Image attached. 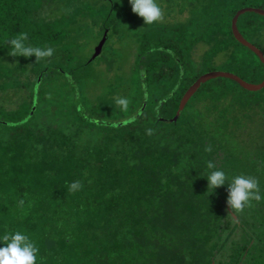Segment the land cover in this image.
Listing matches in <instances>:
<instances>
[{
  "label": "trees",
  "instance_id": "trees-1",
  "mask_svg": "<svg viewBox=\"0 0 264 264\" xmlns=\"http://www.w3.org/2000/svg\"><path fill=\"white\" fill-rule=\"evenodd\" d=\"M94 1L107 5L0 0V237L27 234L39 248L36 264H264V199L225 218L233 176L256 177L264 195V88L207 81L175 123L166 121L217 55L221 72L262 81L263 65L234 39L231 21L245 7L264 10V0H178V12L188 6L193 17L202 7L208 16L207 50L196 58L201 32L193 29L204 23L192 17L183 27L157 26L152 38L127 34L140 48L137 74L111 87L81 78L91 63L78 61L77 21L107 31L109 41L131 19L123 22L113 0ZM236 26L264 56V16L245 13ZM21 33L53 56H9L7 41ZM208 161L228 177L211 194ZM74 181L82 185L75 192Z\"/></svg>",
  "mask_w": 264,
  "mask_h": 264
},
{
  "label": "rangeland",
  "instance_id": "rangeland-1",
  "mask_svg": "<svg viewBox=\"0 0 264 264\" xmlns=\"http://www.w3.org/2000/svg\"><path fill=\"white\" fill-rule=\"evenodd\" d=\"M88 1H90V4L92 7L107 5L106 3L100 2V1H94V0H88ZM113 3L116 7V10H118V7L125 8V9L120 8L125 13V15L123 16V22L127 18H130L131 20L125 23L123 27L124 32H120L116 34L115 36H113L114 38H111V39L109 38V41L107 40L105 42L101 54L94 60H91V57L93 55V49L101 40L103 36V32H100V28L98 31H96L97 27H93L92 29L89 23H83L81 21H77L78 26H81L79 27L80 30L84 32L83 33L84 37L81 38L79 42L77 43L78 46H80L78 50V54L83 55V56H78L80 57L78 61L83 62L86 60V62L91 63L90 65H87L86 67L81 68L83 72L81 78L85 79L86 82L94 79L95 81L94 83L98 82L101 78H103L106 80L105 81L106 87H111L112 85H114V83L118 82L119 77L125 76V78H128L130 74H133L134 76H136L137 74V71H132V67L135 63V60L136 61L140 60V56L138 57L136 56V54L140 52L139 50L140 48L137 49L138 43L136 47V42L133 39H131L133 37H131L130 35L136 36L137 34L140 35L139 32H144V33L149 32L151 34L150 38H152L153 37L152 31L154 29H158V27L160 26L164 28H169V26L172 27L175 25L183 27L184 26L183 24H185L186 21L190 17H192V14L190 13V11L186 9L188 6L183 8L181 12L177 11L178 9H176L175 7L180 5L178 0H173L168 4L163 2L162 0H157L158 5L161 7V9L164 12V18L162 21L154 22L151 25H145L141 18H139L138 16H136L135 14L131 12V6L128 3V0H113ZM193 3H196V2H193ZM205 3L206 5L211 4V0H205ZM55 13H58V11H55ZM203 13H204V10L202 7H200L199 12L192 17L193 19L195 18V21L199 20L204 23L203 25L201 24L195 25L193 29L194 32H196L197 30L201 32L198 36V41L196 43V47H197L196 52H195L196 58L200 57V55L204 51L207 50L208 48L207 44L210 45L209 41L208 43H206V37L204 34L207 28V25L205 22L208 20L207 18L208 16H205V15L203 16ZM40 15L42 16V14ZM200 25H201V28H200ZM135 28H137L138 30L136 31ZM127 34L131 38H128ZM108 36L109 37L112 36V31L109 32ZM139 47H140V44H139ZM147 53L148 51L145 50L144 54H147ZM222 60L223 59L219 57L218 55L214 57L213 61L210 63V67L214 69L213 71H221V69L219 68L220 66L218 65L223 62ZM137 67L140 68V66H137ZM118 74L120 75L116 76ZM92 91L96 93L99 90L95 88V89H92ZM92 91L91 93L94 94ZM114 94H117V95L113 96V98L117 99L120 93H114ZM11 100H14V98L11 99V97H9L8 101H11ZM144 106L145 104L142 107ZM125 112H126V115L133 114V108L130 107V102L128 105V109ZM168 120L166 121L168 122ZM202 122H207V120H203ZM168 123H171V122H168ZM219 140L220 138L218 136V144L221 143Z\"/></svg>",
  "mask_w": 264,
  "mask_h": 264
},
{
  "label": "clouds",
  "instance_id": "clouds-1",
  "mask_svg": "<svg viewBox=\"0 0 264 264\" xmlns=\"http://www.w3.org/2000/svg\"><path fill=\"white\" fill-rule=\"evenodd\" d=\"M131 6V12L141 18L145 25H151L154 22L162 21L164 12L158 5L157 0H128ZM28 39L27 33H21L17 37L7 41L12 51L8 53L11 57H35L36 60L50 58L54 54L52 47H33L26 45ZM145 99L147 92L145 91ZM116 105L122 110L127 111L129 100L125 97H118ZM147 135H152L153 130L147 129ZM206 152H211V145L205 148ZM207 169L210 170L206 174L207 189L211 190L221 187L225 184L228 177L223 170H213L215 165L212 161H208ZM82 187L80 181H74L69 185L70 191H77ZM264 195L261 194L259 181L251 175H235L228 183L227 206L228 213L225 218L233 217L237 213H243L245 208L252 206L251 201H261ZM23 204V201H20ZM0 264H36L39 248L30 239L27 234L21 231L8 232L0 237Z\"/></svg>",
  "mask_w": 264,
  "mask_h": 264
},
{
  "label": "water",
  "instance_id": "water-1",
  "mask_svg": "<svg viewBox=\"0 0 264 264\" xmlns=\"http://www.w3.org/2000/svg\"><path fill=\"white\" fill-rule=\"evenodd\" d=\"M245 13H255L261 16H264V10L258 9V8H253V7H245L243 9L238 10L235 15L232 18L231 21V33L234 37V39L243 47L249 49L261 62L264 68V56L261 53V51L256 48L253 44L248 42L238 31L236 23L238 18L245 14ZM107 40V31L103 32V36L99 43L94 47L93 49V55L91 57V60L96 59L102 52L103 46ZM216 78H226L234 81L237 83L242 89L249 91V92H257L260 91L261 89L264 88V72H263V79L260 83L258 84H253V83H247L240 79L238 76L231 74V73H226V72H221V71H211L206 74L201 75L197 80L186 90L184 93L182 99L179 102L178 109L172 119H169L168 122L175 123L180 115L181 110L184 108L186 103L189 101V99L193 96V94L199 89V87L206 83L207 81L216 79ZM39 81V78H38ZM35 103H36V97L33 101V107L31 110V115L34 112L35 109Z\"/></svg>",
  "mask_w": 264,
  "mask_h": 264
}]
</instances>
